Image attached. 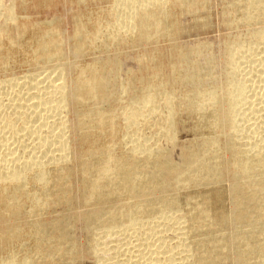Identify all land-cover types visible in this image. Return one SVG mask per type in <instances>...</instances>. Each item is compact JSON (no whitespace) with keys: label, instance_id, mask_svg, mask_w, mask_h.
I'll return each mask as SVG.
<instances>
[{"label":"bare ground","instance_id":"1","mask_svg":"<svg viewBox=\"0 0 264 264\" xmlns=\"http://www.w3.org/2000/svg\"><path fill=\"white\" fill-rule=\"evenodd\" d=\"M116 1L123 12L106 40L116 45L113 57L81 65L100 34L85 36L77 20L69 53L64 39L47 35L36 73L9 81L26 88L7 105L0 98V253L8 250L0 264H115L128 255L120 242L131 237L143 240L133 247L148 251L144 264H264V128L259 139L243 134L237 117L247 96L231 73L207 88L205 71L221 68L211 50L217 44L204 39L220 26L213 0ZM3 2L0 48L18 18ZM230 3L241 21H259L251 38L264 45V0ZM175 9L190 23L179 13L174 20ZM127 39L142 57L124 50ZM236 40L222 58L234 71L243 50ZM130 57L151 72L137 78ZM179 83L186 89L176 95ZM120 132L124 139L108 146L77 147ZM182 134L188 143L179 142ZM153 234L159 245L151 249ZM11 247L28 251L19 256Z\"/></svg>","mask_w":264,"mask_h":264},{"label":"rangeland","instance_id":"2","mask_svg":"<svg viewBox=\"0 0 264 264\" xmlns=\"http://www.w3.org/2000/svg\"><path fill=\"white\" fill-rule=\"evenodd\" d=\"M233 1L232 0H213V3H212L213 4V6H212V19L213 18L214 19L216 18L218 20L220 19V20H222V23L219 24V22H221L220 20L216 21V19L215 20L213 19L214 24L218 23V26L219 25L220 26L215 27L216 29L209 32L204 37V39L207 41L209 40L213 45L217 44V46L215 45L216 47L213 46L214 49L212 48L211 50L213 52L212 51L211 52L214 53V55H216L219 58L218 62H219V65L221 68L220 69L216 68V70L207 69V71H205V73H208V74H207V77L204 78V80L207 78L208 81L210 79L211 82L214 80V81H217L218 84H223L225 82L224 74L226 71L227 73H231L230 74L231 78L235 79V82L240 81L242 86L245 87V94L247 96V102H244V104L246 103L245 105L240 104L239 108L240 109L242 108V109L239 112V115L237 117L238 118L237 122H239L238 123L239 126L242 125V126H240V128L243 127L245 129L244 130L245 132H243V130H242L243 128L241 129L244 135L248 136L250 134V136L251 135L254 136V135L258 134L259 136L257 138L259 139L260 137H262L264 135L261 133L263 131V128H264V66H263L264 65V63H263L264 62V52H263L264 51L263 50L264 45H262V44L257 45V42H254L253 39L251 38L252 37L251 34H254L253 32L258 30L261 27V25L258 24L259 21H258V23H256V22L255 23H253V22L248 23L250 18H247V17H246V19L241 21V19H239L237 16L238 14H236L234 12L233 6H231L232 3H230V2H233ZM3 3H5V5L11 3L14 6L13 9L15 11V14H17L16 17H18L16 21L10 22L12 24L7 26L10 30L7 28L8 31H6L7 33L2 37L3 40H1L2 41V43H1L2 48H0V93H2V95L0 94V98L2 97L1 98L2 102L5 100L4 101L5 104L6 103L8 104V101L10 102V99L14 100L15 99L14 97L17 94L21 93L23 91V88L24 89L26 88V86H25L23 88L21 87L22 88L21 89L20 87L16 86L15 84L16 83L19 84V83L23 82L27 77H30L31 75H34L36 73L34 68L31 66L35 65V63H36L35 61L37 60V58L39 56L40 50L38 48L40 46V44H39L40 42H42L45 39H48L47 38L48 36H49V38H52V37L57 38L59 36L62 39H64V43L65 42L67 43V44L65 43V45H64V46L67 45L66 47H68V48L64 47V50L66 49L65 53H69V51L72 49V46L74 43L73 37L77 31L76 27H78V25H76V22H75L77 20H78L77 24L80 23V24H83L85 26V28H83L85 30V32H84L85 36H90V34L91 35L94 33L96 34L97 32H98V34H100V35H98V37H97L98 39L95 42H93L91 44L89 43V47H87V54H89V55L86 54L85 59H83V61H81V63H82L81 65L83 67L89 66L90 64H93L94 62H96L100 59H103L105 56L106 57L109 56L108 58H111L115 54L114 52L116 49V47H115L116 45L113 46L110 43L106 42V40H108L107 37L109 35H111L112 33H114V31L117 30L116 29L117 27H115V26L117 23H119L118 19H119L120 15H116V13L118 14L119 13L118 11H120V13L122 14V12H123L122 7H120L122 10L119 7H117L118 4H117V1L115 2V0H41V1L40 0H4ZM244 5L246 6L245 3L241 4V8L243 7L242 9H244V7H245ZM117 8H119L120 10H117ZM115 9H116V11H115ZM113 10L115 11V13ZM175 10L177 11V12L176 11L173 12V14H175V16L172 14L174 16V17L172 16V18L174 20L176 18L178 19V15H179V20H182L184 23H188V22L190 23L191 20L188 16H182L179 13L178 9H175ZM214 11L216 13H214ZM112 12H113L114 16H112ZM110 13H111V15H110ZM176 13H179V14L177 15ZM254 14H257V12H254ZM215 15H217V16L222 15V16L215 17ZM225 16L227 19L225 18ZM248 16L251 17L250 13ZM112 19H114V20H112ZM224 19L229 20V21L231 20V23L234 26L231 25L232 27L229 30H228V28H225L224 21H223ZM116 20H117V23H115ZM247 23L249 25H251V27ZM97 25H98V27H97ZM215 26H217V25H215ZM114 27H115V29H114ZM221 27L224 28V30ZM253 27H255V30ZM25 28H27V29H25ZM250 28H251V30H250ZM122 30H123L122 32L124 33L125 30L124 29H122ZM110 31H112V32H110ZM53 32H54V36L53 35L50 36V34L51 33L53 34ZM55 35H58V36L56 37ZM6 36H8V37H6ZM219 39H220V42H219ZM10 40H12V41H10ZM13 40H14V42H13ZM228 40H230V41H228ZM232 40H236V42L233 41L235 43H237V41H240L243 44V50H242L241 54H239L238 59H237V65L239 67L235 71L232 70L230 67H228V65L226 64L225 58L222 59L224 57L223 51L225 50L223 46H226ZM127 41H128V44L126 43V45L124 46V50H126L128 52L130 51L131 55L133 54L132 56L134 58L142 57V54L144 52L141 50H137V49L135 50V48L133 50L132 45H130V43H129L130 40L127 39ZM213 41L215 42V44ZM167 42L168 41H161V43H160L161 48H166V46L168 47L169 42L168 43ZM225 43H227V44H225ZM21 45H22V47H21ZM102 46H104V47H102ZM107 46H108V48H107ZM214 50H215V52H214ZM1 52H2V54H1ZM102 56H104V57H102ZM5 58H7V59H5ZM130 61H128L129 62L128 67H129L130 71L132 68V72L136 74V75L135 74L134 75L137 78L141 79L143 77H146V74L151 72L150 69H147L146 72L141 71L139 69V67L137 68V65H138L137 62H135V61L133 62V60H131V57H130ZM89 62H90V64H89ZM30 67H31V69H29ZM213 73H215V74H213ZM216 73H217V75H216ZM130 76H132V74ZM11 78H12V80H11ZM207 79L205 82L208 83L207 84V88H208L210 81L208 82ZM211 79H213V80H211ZM9 81L11 83H15V84L11 85V83ZM218 84H216L215 86H211V87H214V89H215V87H217ZM185 87H184V84H182V83L176 84L173 88V90H174L173 92L176 95L182 94L186 89ZM244 87H243V90H244ZM19 90H20V92H18ZM14 91L15 92L17 91V93L14 94ZM5 93H6V95H4ZM7 97H10V98H7ZM10 109H8L7 114L9 113V116H12V117L15 116L14 110H12V109L10 110ZM11 111L13 113H11ZM257 132H259V133H257ZM260 134H262V136ZM187 138L188 137L185 134H182L179 138L180 139L179 142L188 143ZM99 139L100 138H97V137L92 138V140H94L92 142H94V143H92L90 140L89 143L87 142V144H86L87 146L85 144L83 146L77 144L78 145L77 147L79 148L80 151L85 152L90 148V146H95V145H96V147H98L97 145H99V147L103 146V145L108 146V145H110L111 142H115V141L118 142V141L123 140L124 136H123V132H120V133H118V136L116 139H112L113 141L107 137L106 138L102 137L101 140H99ZM103 140H104V142H103ZM29 142L32 143V141H29ZM98 142H100L102 145L99 144ZM91 143L94 145H92ZM80 146H81V148H80ZM84 146H85V148H84ZM86 147H87V149H86ZM19 152H21V153H19ZM19 152H18L19 154H24V151H22V150ZM27 153H29V150H27ZM28 206L29 205L26 206L27 210L30 209ZM163 230H165V232L167 230H168V232L169 231L171 232L172 229H170V227L166 226V229L163 228ZM155 234H153V236H151L153 238L150 237L151 238V241L149 240L150 248L151 247L154 248L157 245H159V243L157 244V242H156L157 236ZM80 235L81 234H79V233L77 234L78 237ZM29 236L26 237L24 235V238H25L24 241L27 242V244H28L27 248L28 249L32 245V240H30V241L28 240ZM137 238H139V237H136V238L131 237L129 239V240H131V242L129 240H126V241L123 240V241H125L124 244H123V241L120 242L119 246L122 249L123 248L125 249V250L123 249V253L127 252L125 254V256L128 254L126 256V258L128 260H126V258L122 256L123 258L118 259L119 262H118V260H117V262L115 261V264L116 263L117 264H121V263L127 264L128 262L131 264H134V261H137V259H139L141 264L145 263V262L143 263V260L144 259L146 260V258H147L146 252H148V251H146L144 248H137L136 247V249H135L133 247L134 245H136L135 242L138 243L139 241L140 242L143 241V240H141L142 238L140 240ZM171 241L173 242L172 239L168 238V244L172 243ZM11 248L13 249V250L11 249L13 251V254L15 251V253L18 254L19 256H21L22 253H26L25 251H28V250L23 251L20 248H18L17 249L18 251H17L16 249H14V248H17L16 245H14V248L13 247H11ZM127 250H129V252ZM124 251H126V252H124ZM132 252H134V253H132ZM7 253H8V250L3 251V252L1 251L0 262L2 259H4L5 256H8ZM139 253H141V254H139ZM144 254H145V256H144ZM129 255H130V258H128ZM141 255L144 258H142ZM135 256H136V258H135ZM138 256H140V257H138ZM132 259H134V260H132ZM125 260L127 262H125Z\"/></svg>","mask_w":264,"mask_h":264}]
</instances>
